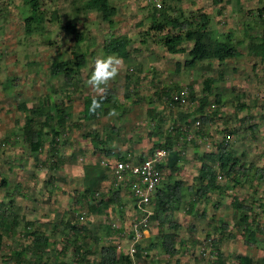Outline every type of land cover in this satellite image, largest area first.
I'll return each instance as SVG.
<instances>
[{
	"label": "rangeland",
	"instance_id": "374dc122",
	"mask_svg": "<svg viewBox=\"0 0 264 264\" xmlns=\"http://www.w3.org/2000/svg\"><path fill=\"white\" fill-rule=\"evenodd\" d=\"M86 1L39 0L43 20L27 27L24 0H0V219L7 224L6 230L0 227V264H96L100 246L108 244L116 246L118 261L128 256L132 264H207L215 252L223 264H237L241 254L264 264V173L258 171L264 169V59L248 53L249 36L264 35V0H167L162 32L150 29L161 0H109L116 9L112 24L88 9ZM202 13L210 17L218 38L231 32L238 54L186 68L191 43L181 42L174 53L168 50L179 33L169 20L181 15L197 21ZM66 22L75 23L85 37L79 47L86 63L74 86L49 70L54 60L72 57L75 38L64 28ZM120 38L130 41L129 57H118L117 76L97 90L87 83L92 62L117 57L103 48ZM207 78L213 81L202 113L212 120L202 123L197 110ZM106 88L113 89L107 112L88 118L87 98ZM179 88L187 92L183 104L172 100ZM56 104L68 118L54 151L49 123L40 124L45 115H54ZM30 117L41 129L43 146L37 152L23 140ZM176 128L183 132L164 160L173 159L164 182L183 180L184 200L178 208H166L162 225L153 210L142 238L133 242L130 224L139 214L132 194L113 175L117 156L139 162L164 148ZM221 142L252 169L236 181L220 174L199 181L200 156L217 154ZM202 183L210 189L199 197ZM86 189L93 196L82 197ZM114 190H119L118 202L110 199ZM235 201L250 209H235ZM242 213L246 223L240 222ZM245 228L255 230L254 239ZM33 231L50 240L39 257L27 235ZM163 232L176 234L175 253L161 249L157 236ZM16 252H22L19 259Z\"/></svg>",
	"mask_w": 264,
	"mask_h": 264
},
{
	"label": "trees",
	"instance_id": "16d2710c",
	"mask_svg": "<svg viewBox=\"0 0 264 264\" xmlns=\"http://www.w3.org/2000/svg\"><path fill=\"white\" fill-rule=\"evenodd\" d=\"M162 5H158L159 8L154 6V10L158 12L157 17L151 18L150 29L157 30L162 32L164 30V16L166 15V11L170 9L169 6H165V2L167 0H161ZM25 5L29 8V14L26 18L27 27L33 22L38 24L43 20L42 15L39 11L40 2L39 0H24ZM86 7L91 10L98 11L102 18L107 21L109 24L113 23L112 17L116 14V9L110 5L109 0H87ZM170 25L173 29L178 30V34L174 35L173 42L168 44V50L172 53L179 51L177 45L183 41H187L191 43V47L188 50V58L184 62L183 66L186 68H192L195 64L202 60H221L234 58L238 54L237 44L232 37L231 32H227L223 38H218L217 35L214 34V31L209 27L210 25V17L206 13H202L199 15V19L197 21L189 20L186 17L181 15L173 16L170 18ZM64 28L74 35L75 43L72 50V57L54 60L50 65V74L52 76H57L61 74L64 78V82L67 86H74L77 81H79V74L81 68L86 63V52L80 49V44L84 41V33L79 31L73 22H66L64 24ZM250 37V48L248 53L251 55L260 56L264 59V35L263 36H249ZM129 45L130 41L128 38H120L115 41H110L104 46V51L107 54H115L117 57L122 59H127L129 57ZM128 78V76H126ZM211 78H207L204 81V93L200 99L198 104V110L201 114L202 123L210 122L212 119L208 114H203L204 106L207 103L208 97L211 91ZM182 90L177 89L175 93H178ZM113 89L106 88L102 94L90 96L87 98V112L88 118L96 119L100 116L101 113L107 112V108L112 101ZM93 98H97L100 100V107L95 111H91V105ZM175 102V101H174ZM176 103V102H175ZM21 107L25 108L24 105ZM35 111L38 108L34 109ZM39 112H37L38 114ZM187 117L186 114L182 115L181 119ZM35 118V117H34ZM68 114L66 110L56 104L55 105V113L54 115H45L43 120L41 121V127L49 123V132L52 135V149L54 151L57 150V136L60 134L61 129L65 126L67 121ZM33 117H30L28 122H26L23 126V140L28 145V147L33 152L39 151L43 146V140L40 137L41 129L32 125ZM180 128L175 129V133L173 136L169 135L165 138V142L163 143V147L167 150L168 155L174 151L173 146L174 142L179 139L181 136ZM89 136V135H88ZM96 134L91 137L92 141L95 142ZM218 153L209 152L204 153L200 156L199 160L201 161L200 168L198 170L197 179L201 182L211 179L213 176L220 174L226 178L233 179L236 181L237 177L241 178L243 175H247L249 171L252 169L251 165L244 166L238 158L233 156L232 151L229 148L227 143L221 142L218 145ZM152 150L151 152H153ZM150 152V153H151ZM118 160H122L125 157L118 155ZM142 159V158H141ZM173 159L169 157L166 165L162 166L163 169L166 170L168 165L172 167ZM214 164V165H213ZM174 167V166H173ZM259 173L263 174L264 169H258ZM6 180L2 179V183L5 184ZM184 181L183 180H175L172 183L164 182L161 186L156 189V192L153 195L152 199V208L154 210V217L157 219L160 225L163 224L166 214L165 210L167 207L178 208L179 205L184 200L185 194L183 192ZM189 190H192V186L188 187ZM210 188L209 186L202 183L197 189L199 197L205 194ZM93 192H90L89 189L84 190L82 197H89ZM197 194H195L196 196ZM93 196V195H92ZM110 199L113 201H120L121 196L119 194V190H114L111 192ZM196 199H192L190 201L189 207L194 205V201ZM102 201L98 203L96 206L100 207ZM235 209L249 210V206L242 205L241 203L235 201L233 204ZM6 212V211H5ZM248 219L247 214L242 213L240 216V222L246 223ZM16 219L13 220L10 227H12L16 223ZM6 222L4 219H0V227L6 230ZM25 225H28L27 223ZM172 227L177 228L176 224H170ZM225 227V224L222 225ZM6 227V228H5ZM75 234H80L81 230L75 227ZM257 229V228H256ZM245 231L251 236V238H255V230H251L250 228H245ZM263 231V230H261ZM264 232V231H263ZM28 236L32 237V246L34 247V252L37 257H39L46 249L49 244V239L46 237L45 233L40 231H33ZM176 234L171 232H163L159 236H157V241L160 239L161 249L165 251L167 254H173L176 252V248L174 246ZM93 240L97 242V238L93 237ZM76 241V240H75ZM247 241V240H245ZM159 242V241H158ZM78 243V242H77ZM252 243V242H251ZM210 245H216L215 240L212 241ZM80 245H75L76 251H79ZM139 248V247H138ZM100 257L96 264H132L131 259L128 256L124 257V260L118 261V253L116 250V246L113 244L102 245L100 246ZM22 252H16V258L19 259L21 257ZM220 253L215 252V258L208 261L207 264H223L222 260H220ZM264 259V258H263ZM39 264V263H37ZM237 264H260V262L250 255L241 254L238 256Z\"/></svg>",
	"mask_w": 264,
	"mask_h": 264
},
{
	"label": "built area",
	"instance_id": "2783aa9c",
	"mask_svg": "<svg viewBox=\"0 0 264 264\" xmlns=\"http://www.w3.org/2000/svg\"><path fill=\"white\" fill-rule=\"evenodd\" d=\"M185 95H187V92L184 90L174 93L172 100L183 104ZM167 156L166 149L156 148L147 157L140 159L139 162L124 158L116 161L113 167V175L118 177L120 182L128 188L134 199V208L139 214L130 224L133 242H137L142 238L143 230L153 214L151 202L156 189L166 179L165 169L162 166L166 165L164 160ZM130 251L131 253L134 252L135 248H131Z\"/></svg>",
	"mask_w": 264,
	"mask_h": 264
},
{
	"label": "clouds",
	"instance_id": "9594fccd",
	"mask_svg": "<svg viewBox=\"0 0 264 264\" xmlns=\"http://www.w3.org/2000/svg\"><path fill=\"white\" fill-rule=\"evenodd\" d=\"M121 60L115 56H100L93 60L91 75L87 83L97 90H102L101 86L114 79L118 72ZM100 107V100L93 98L90 110L95 111ZM169 160V159H168Z\"/></svg>",
	"mask_w": 264,
	"mask_h": 264
},
{
	"label": "crops",
	"instance_id": "0c3cea01",
	"mask_svg": "<svg viewBox=\"0 0 264 264\" xmlns=\"http://www.w3.org/2000/svg\"><path fill=\"white\" fill-rule=\"evenodd\" d=\"M152 234V233H151Z\"/></svg>",
	"mask_w": 264,
	"mask_h": 264
}]
</instances>
